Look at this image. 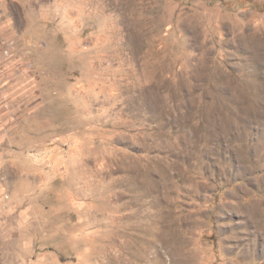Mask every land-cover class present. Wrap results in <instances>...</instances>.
<instances>
[{
	"label": "rangeland",
	"instance_id": "obj_1",
	"mask_svg": "<svg viewBox=\"0 0 264 264\" xmlns=\"http://www.w3.org/2000/svg\"><path fill=\"white\" fill-rule=\"evenodd\" d=\"M0 264H264V0H0Z\"/></svg>",
	"mask_w": 264,
	"mask_h": 264
}]
</instances>
